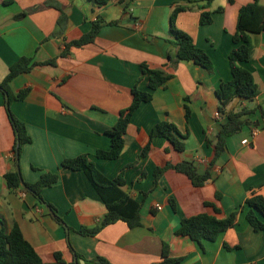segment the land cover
Wrapping results in <instances>:
<instances>
[{"label":"crops","instance_id":"0c3cea01","mask_svg":"<svg viewBox=\"0 0 264 264\" xmlns=\"http://www.w3.org/2000/svg\"><path fill=\"white\" fill-rule=\"evenodd\" d=\"M187 1L112 0L98 7L89 0H14L9 5L0 0V83L21 57L39 63L56 60V65L36 67L11 83L14 95L30 89L26 99L14 101L11 109L26 124L32 140L22 148V178L36 183L43 173L59 174V182L44 189L42 196L57 208L68 228L24 186L16 190L7 186L5 175L17 171L16 137L8 118L7 98L0 91V219L8 232L14 224L19 226L43 264H56L57 253L67 264L76 260V254L81 256L80 264H96L99 257L108 264H155L162 261L164 243L169 245L172 258L182 259L179 264L264 263V233L256 232L246 218V200L252 190L264 196V116L259 109L249 116L250 124L227 140L226 150L211 169L212 179L204 186H194L186 175L172 169L157 186L154 176L166 161H192L204 173L212 154L208 143L216 139L228 113L246 106L264 108V32L253 34V60L243 63L260 86L258 97L254 102L236 99L222 114L216 95L220 84L233 78L229 64L235 48L233 35L240 9L251 0H235L233 4L214 0L209 9L213 18L210 25L200 24L203 11L199 8L178 15L177 27L208 53L213 71L191 61L165 68L174 77L134 113L120 157H96L98 150L110 149L108 132L120 112L130 106L132 89L136 85L148 89L149 74L139 81L143 65L149 70L161 69L169 56L176 59V49L167 41L171 37L170 19L174 7ZM260 3L264 5V0ZM219 8L224 10L219 12ZM22 13L27 15L18 19ZM99 19L120 23L104 26L93 43L72 47L62 57L66 44L89 33ZM186 98L192 111L189 125ZM162 121L176 124L182 135L189 127L185 152L178 154L167 139L155 138L149 154L138 160L153 127ZM256 128L259 134L252 137ZM246 139L249 143L243 144ZM85 154L110 179L125 170L123 191L142 206L140 227L130 229L120 221L97 236L76 232L82 227L94 228L107 214L86 174L61 168L65 159ZM206 202L217 205L220 217L237 211L236 225L215 242L204 241L203 246L190 237L176 236L184 217L213 213ZM259 216L264 222V216Z\"/></svg>","mask_w":264,"mask_h":264},{"label":"trees","instance_id":"16d2710c","mask_svg":"<svg viewBox=\"0 0 264 264\" xmlns=\"http://www.w3.org/2000/svg\"><path fill=\"white\" fill-rule=\"evenodd\" d=\"M14 0H4L5 5L12 4ZM98 7L106 6L112 0H89ZM214 0H188L186 4H177L174 7L170 19V35L167 41L176 49V59L169 56L168 63L164 68L149 70L146 65H143V74L139 81L149 74L148 89L141 90L138 85L132 89V102L130 106L121 111L118 121L114 128L108 132L111 138V146L108 150H98L96 157L102 160H116L120 157L125 148V135L131 123L134 113L143 103H149L153 99V92L160 87L165 86L174 75L169 73L165 68L177 64L182 61L194 62L197 65L205 68L208 72H212L214 65L212 59L206 51L199 48L194 39L186 32L177 27V18L180 13L192 11L194 8L202 10L200 24L210 25L213 23L212 12L209 9ZM233 4L235 0H228ZM224 9L219 8L222 12ZM27 13H22L17 18H23ZM63 18V14L61 16ZM60 18V19H61ZM62 20V19H61ZM61 23V21H60ZM120 22L114 21L111 23L104 22L99 19L93 24L89 33L85 34L79 40L66 44L61 56L65 57L70 53L72 47H83L93 43L99 35L101 29L106 25H118ZM264 32V5L260 0H251L250 3L244 5L238 15L236 32L233 35V43L235 48L229 55V64L232 72V80L222 82L216 91L220 106L219 111L222 114L227 112L229 105L236 99L248 100L254 102L260 94V86L257 83L254 74L243 66V63H248L253 60L255 46L253 43V34ZM56 65V60L46 62H34L32 58L21 57L9 70L8 75L0 83V91L7 98V113L12 129L16 137L14 146V161L17 164L16 151L17 142H20V156L24 145L32 142L28 134L26 124L20 120L12 112L11 106L14 101H23L26 99L30 89L20 91L17 95L11 92V83L20 75L30 73L36 67ZM186 98L185 118L189 125L192 111L187 103ZM259 109L264 116V108L249 107L238 109L235 112L228 113V121L221 127L215 140L209 141V146L212 148L211 157L208 160V169L201 173L195 162L182 161L173 164L166 161L161 167L155 171V186L159 184L160 179L168 170H175L178 173L186 175L196 187H202L212 179L211 169L218 163L223 152L227 147V140L239 133L245 125L250 124L249 116ZM190 136L189 127H186V134L182 135L178 126L169 121L157 123L150 134V141L138 156V160L145 158L152 147V141L155 138L167 139L173 149L178 154H183L186 150V140ZM131 166V165H130ZM61 168L70 171H83L89 181L97 191L99 196L105 203L107 214L103 220L94 228H80L76 232L82 236H97L104 228L117 222H125L130 229L140 227L142 225V206L135 199L130 197L123 191L126 185L125 170L114 179L105 176L97 167L96 164L89 159L88 155H80L74 158L65 159L61 163ZM35 171L39 169L33 168ZM146 177V173H143ZM60 176L58 173H43L36 183L22 182L18 171L10 172L5 175L7 186L11 190H16L24 186L25 190L34 194L38 200L48 206L52 217L65 228L67 224L58 214L57 208L46 202L43 199L42 192L46 188H51L59 182ZM220 194H217V199H220ZM172 209L177 212L178 207L173 198L170 199ZM249 211L246 215L248 223L256 232L264 233V222L259 215L264 216V196L259 194L257 190H252L250 197L246 200ZM206 208H211L213 213L204 212L191 217H184L181 220L179 229L176 231V236L190 237L193 241L203 246L204 241L215 242L223 233L233 228L237 222L238 212H233L227 217H220L222 211L214 203H205ZM76 260L71 264H80L81 256L76 254ZM56 264H67L64 262L62 255H55ZM96 264H108L103 258L94 260ZM181 258H172L170 255V247L164 243L162 252V261L155 264H179ZM0 264H43V260L35 248L25 239L21 229L17 224H14L12 230L8 232L5 228V223L0 219ZM264 264V263H263Z\"/></svg>","mask_w":264,"mask_h":264},{"label":"water","instance_id":"95a60500","mask_svg":"<svg viewBox=\"0 0 264 264\" xmlns=\"http://www.w3.org/2000/svg\"><path fill=\"white\" fill-rule=\"evenodd\" d=\"M19 147H20V142L18 141L17 142V151H16V159H17V171L19 173V176L22 180V182H24L23 178H22V174H21V167H20V150H19Z\"/></svg>","mask_w":264,"mask_h":264},{"label":"built area","instance_id":"2783aa9c","mask_svg":"<svg viewBox=\"0 0 264 264\" xmlns=\"http://www.w3.org/2000/svg\"><path fill=\"white\" fill-rule=\"evenodd\" d=\"M259 131L260 130L258 128L253 129L252 132H251V136L252 137H257L258 134H259ZM248 143H249V140L248 139H246V140L243 141V144H248ZM202 163H206V161H203Z\"/></svg>","mask_w":264,"mask_h":264},{"label":"rangeland","instance_id":"374dc122","mask_svg":"<svg viewBox=\"0 0 264 264\" xmlns=\"http://www.w3.org/2000/svg\"><path fill=\"white\" fill-rule=\"evenodd\" d=\"M21 174H22V172H21Z\"/></svg>","mask_w":264,"mask_h":264}]
</instances>
